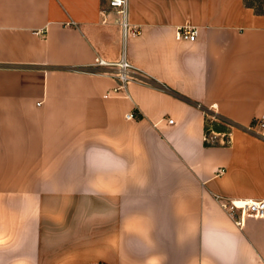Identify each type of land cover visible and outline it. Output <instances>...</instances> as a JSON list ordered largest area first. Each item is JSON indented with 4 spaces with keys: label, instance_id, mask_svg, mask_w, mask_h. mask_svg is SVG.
Masks as SVG:
<instances>
[{
    "label": "crops",
    "instance_id": "1",
    "mask_svg": "<svg viewBox=\"0 0 264 264\" xmlns=\"http://www.w3.org/2000/svg\"><path fill=\"white\" fill-rule=\"evenodd\" d=\"M125 17L137 33L107 0H0V264H264V216L220 203L264 198V11L126 0ZM96 55L144 81L107 93Z\"/></svg>",
    "mask_w": 264,
    "mask_h": 264
},
{
    "label": "built area",
    "instance_id": "2",
    "mask_svg": "<svg viewBox=\"0 0 264 264\" xmlns=\"http://www.w3.org/2000/svg\"><path fill=\"white\" fill-rule=\"evenodd\" d=\"M107 4L110 9L116 13L115 20L121 25L126 26L127 32L134 34L138 32L135 27H129L127 25L125 17L126 0H107ZM106 8H102L103 14L106 12ZM129 28V31H128ZM36 33L42 34V29L36 30ZM174 37L178 40H194L197 37L196 27L190 25H181L175 28ZM94 66H107L112 67V70L105 71L114 74L118 77L119 83L110 89L107 93L112 91H125L126 85L130 80L144 81L145 75L142 70L134 66L125 56H121L119 59L108 61L99 55L94 57L92 62ZM38 101L37 103H39ZM135 116L134 111H128L126 113L127 118H133ZM215 117L212 116L211 119ZM167 122L172 123L173 118L169 117ZM209 133H212V128L208 125ZM248 128L252 131L260 134L264 137V109H262L257 115H255L250 121ZM221 205L227 210L230 217L238 225H241L245 216H264V198H236V199H223L220 198ZM90 264H105L104 261H95Z\"/></svg>",
    "mask_w": 264,
    "mask_h": 264
},
{
    "label": "rangeland",
    "instance_id": "3",
    "mask_svg": "<svg viewBox=\"0 0 264 264\" xmlns=\"http://www.w3.org/2000/svg\"><path fill=\"white\" fill-rule=\"evenodd\" d=\"M247 2L254 4V7L256 10H261V11L264 10V0H247ZM214 119L218 120L217 117ZM219 127H220V125H219Z\"/></svg>",
    "mask_w": 264,
    "mask_h": 264
},
{
    "label": "trees",
    "instance_id": "4",
    "mask_svg": "<svg viewBox=\"0 0 264 264\" xmlns=\"http://www.w3.org/2000/svg\"><path fill=\"white\" fill-rule=\"evenodd\" d=\"M246 2H247V0H246ZM256 11H258V12H262V11H264V10H256ZM218 119H220V118H218ZM215 125H214V128H218L219 126H218V124H216V123H214Z\"/></svg>",
    "mask_w": 264,
    "mask_h": 264
}]
</instances>
